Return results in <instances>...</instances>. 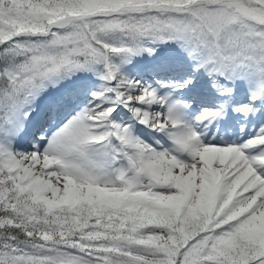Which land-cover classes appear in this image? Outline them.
<instances>
[{
	"label": "snow or ice",
	"instance_id": "obj_1",
	"mask_svg": "<svg viewBox=\"0 0 264 264\" xmlns=\"http://www.w3.org/2000/svg\"><path fill=\"white\" fill-rule=\"evenodd\" d=\"M0 264H264V0H0Z\"/></svg>",
	"mask_w": 264,
	"mask_h": 264
}]
</instances>
